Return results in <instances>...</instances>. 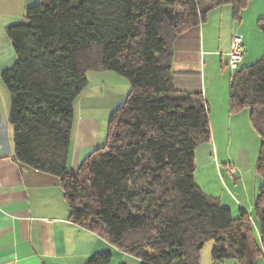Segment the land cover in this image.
<instances>
[{
  "label": "trees",
  "instance_id": "trees-1",
  "mask_svg": "<svg viewBox=\"0 0 264 264\" xmlns=\"http://www.w3.org/2000/svg\"><path fill=\"white\" fill-rule=\"evenodd\" d=\"M250 0H40L6 27L16 60L1 71L10 93L14 157L60 178L70 219L140 264H200L211 259L257 264L264 258V53L237 67L230 112L248 109L259 134L261 184L250 215H234L194 181L195 148L211 140L209 109L199 88H180L174 45L207 14L229 4L233 18ZM264 38V19L258 20ZM111 71L129 84L107 121L105 144L75 171L67 168L73 104L87 73ZM107 252L85 264H107Z\"/></svg>",
  "mask_w": 264,
  "mask_h": 264
},
{
  "label": "crops",
  "instance_id": "crops-1",
  "mask_svg": "<svg viewBox=\"0 0 264 264\" xmlns=\"http://www.w3.org/2000/svg\"><path fill=\"white\" fill-rule=\"evenodd\" d=\"M39 1L0 0V73L11 67L16 60L6 27L22 22L25 8ZM251 1L240 12L238 24L234 25V31L241 33L244 45V55L239 67L250 65L260 55V52L251 48L250 39L254 32L256 40L260 41L261 38L262 42L258 33V20L262 18V13L255 10L248 16ZM218 9L207 14L200 28L183 33L177 39L172 63L175 80L180 83L181 88L200 89V77L203 79L202 94L209 109L211 139L215 142L217 157L220 155L217 143L221 147L226 137L238 135L240 130L250 132L253 129L248 109L230 112L226 88L218 92L212 82H206L207 75L212 71L220 70L224 76L226 69L233 72L227 66L231 36L228 35L222 43L220 36H213L208 25L211 18H223L222 11L219 15H212ZM260 46L262 50V45ZM9 108L10 93L0 79V264H85L94 254L110 252L109 243L70 219L59 177L15 159L13 128L8 119ZM74 113L73 104V126ZM95 122L92 117L86 116L78 120L74 134L73 129L71 130L67 158L69 171L77 170L94 148L104 144V140H98ZM227 156L230 159V155ZM228 163L235 166L233 174H229L225 168ZM211 168L207 181L202 183L207 188L208 185L213 187L215 184L221 192L217 198L234 215L239 209L251 214L255 187L250 190L245 185L239 163L228 160L221 166L215 161ZM223 185L227 192L222 191Z\"/></svg>",
  "mask_w": 264,
  "mask_h": 264
},
{
  "label": "rangeland",
  "instance_id": "rangeland-1",
  "mask_svg": "<svg viewBox=\"0 0 264 264\" xmlns=\"http://www.w3.org/2000/svg\"><path fill=\"white\" fill-rule=\"evenodd\" d=\"M251 10L248 12V16L251 12L257 10L262 13V18L264 19V0H252L251 1ZM222 7V8H220ZM216 9V12L212 15H219L220 11L221 16L223 18L219 20L218 16L216 18H211L209 22V26L213 36H220L221 42L224 43L228 35H232L234 32V25L238 24V20L233 18L232 9L229 4L222 5ZM221 9V10H220ZM213 11V10H212ZM204 23V22H203ZM202 23V24H203ZM201 24V25H202ZM200 25V26H201ZM200 26L198 28H200ZM257 26V25H256ZM199 30V29H198ZM259 30V29H258ZM259 35L262 37L260 41L256 40L254 37V32L251 34V48L253 51L260 52L258 59H260L264 53V38L261 31H258ZM262 45V50L261 46ZM257 59V60H258ZM253 61L251 64L255 63ZM225 69V67L223 68ZM233 72L226 69L225 76L222 71H212L210 75H207L206 82H212L214 87L219 92L221 89L224 90L226 88V96L228 99V91H229V81ZM89 76V77H88ZM87 85L81 91V93L76 97L74 103V126L73 134L76 131V125L78 120L81 118H85L86 116L92 117L96 122V129L98 132V140H104V144L106 141V133H107V121L110 113L116 109L117 104H122L128 92L129 86L128 82L120 75L111 72H89L87 74ZM200 90L203 92V79L200 77ZM177 87L181 88L179 82L175 80ZM183 88V87H182ZM103 144V145H104ZM102 146V145H101ZM218 153L221 155L216 156L215 153V142L211 139L209 142H204L196 146L195 148V171H194V179L197 184L201 188L203 192H207L206 194L212 197L217 198L219 195V189L213 184V187L208 185L206 187L204 181H207V177L210 174L212 165H215V161H218L221 166L225 164L228 160L232 162L236 160L243 170V182L245 185L251 190L255 187V193L252 197V203L254 202V198L257 192L258 186L261 184L262 180L260 175L256 170V162L258 158L259 146H260V137L259 134L251 128L250 132L240 130L238 135H231L225 138V141L222 142V146L219 147V143H217ZM220 148V149H219ZM227 154L230 155V159H228ZM232 164V163H230ZM227 165V164H226ZM233 165V164H232ZM234 166V165H233ZM226 168V167H225ZM235 168V166H234ZM213 183V182H212ZM223 184V183H222ZM212 185V184H211ZM222 191L227 192V188L225 185L222 186ZM209 190V191H208ZM210 192V193H208ZM251 193L253 191H250ZM221 193V192H220ZM214 194V195H213ZM253 206V205H252ZM251 220L253 219L252 226L254 235L259 244V238L256 233V219L254 211L249 213ZM213 246V241H207L201 251H200V264H216L211 259V248ZM111 254V261L107 264H140V261L124 252L117 250L115 247L111 246V251L107 252ZM221 264V263H219ZM223 264H237L232 259H225ZM257 264H264V258L259 256L257 258Z\"/></svg>",
  "mask_w": 264,
  "mask_h": 264
},
{
  "label": "built area",
  "instance_id": "built-area-1",
  "mask_svg": "<svg viewBox=\"0 0 264 264\" xmlns=\"http://www.w3.org/2000/svg\"><path fill=\"white\" fill-rule=\"evenodd\" d=\"M244 55L243 37L241 33L234 31L230 39V48L227 53V66L231 70H235L241 63ZM226 170L229 174L235 172V168L232 164L226 165Z\"/></svg>",
  "mask_w": 264,
  "mask_h": 264
}]
</instances>
